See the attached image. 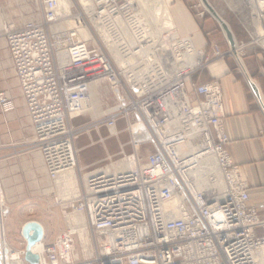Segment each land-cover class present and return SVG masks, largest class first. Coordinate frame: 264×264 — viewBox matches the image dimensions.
I'll use <instances>...</instances> for the list:
<instances>
[{
	"label": "built area",
	"instance_id": "obj_1",
	"mask_svg": "<svg viewBox=\"0 0 264 264\" xmlns=\"http://www.w3.org/2000/svg\"><path fill=\"white\" fill-rule=\"evenodd\" d=\"M198 1L204 6L199 17L209 15L208 0ZM219 1L248 38L247 43H236L238 49L249 45L264 54V0ZM87 8L90 13L81 8L85 18L80 13L73 18L56 48L46 25L58 20V0H41L42 23L31 21L4 31L33 133L29 145L39 154L47 180L55 183L63 172L75 168L78 131L70 122L83 115L93 80L105 82L114 100L105 121L95 128H106L114 137L110 130L123 121L132 148L131 155H119L130 159L133 169L116 174L98 171L81 180L83 192L77 200H55L65 229L52 242H42V261L257 264L252 255L264 249V221L249 205L248 185L226 150L220 85L191 82L208 58L194 50L189 37H180L174 30L150 32L129 0H88ZM68 13L64 18L70 17ZM77 19L92 40L79 39ZM96 27L107 37V45L127 62L125 67L117 64ZM58 46L66 52L64 65L58 62ZM199 54L202 59L197 64ZM234 54L235 50L227 54L217 47L212 50L215 59ZM0 111L4 115L14 111L5 93H0ZM136 124L147 133L146 141H133L131 129ZM189 140H194L195 153L184 154ZM145 146L151 151L141 161L139 153ZM208 156L219 172L220 192L193 186L191 175ZM73 212L84 214L91 234L85 246L87 256L76 232L66 226L65 216ZM9 214L0 201V227ZM16 255L25 264L24 251Z\"/></svg>",
	"mask_w": 264,
	"mask_h": 264
},
{
	"label": "crops",
	"instance_id": "obj_2",
	"mask_svg": "<svg viewBox=\"0 0 264 264\" xmlns=\"http://www.w3.org/2000/svg\"><path fill=\"white\" fill-rule=\"evenodd\" d=\"M8 2L5 7L6 2L0 0V22H11L19 26L33 18L27 5L13 10L11 0ZM182 5L180 2L177 3L171 11L174 26L180 36L189 37L194 49L208 58L207 64L193 74L191 82L196 86L212 81L219 83L224 111L222 124L228 138L226 150L233 164L240 168L242 177L248 185L249 205L255 208L259 218L264 221V54L248 45L239 49L240 63L235 54L224 56L222 59L213 58L214 47H217L222 54L230 51L223 32L220 33L214 20L210 19L213 23L211 29L208 24L205 26L204 21L207 19L196 20ZM232 35L237 44L248 41L245 32L238 24L234 26ZM15 81L5 37L0 34V93H6L14 103L13 112L4 115L0 111V133L8 134V138L9 132L12 134L10 142L2 140L0 144V159L16 154L15 149L18 148L22 149L21 152H26L24 156L27 158L32 157L31 162L42 168L39 154L29 145L33 133ZM100 86L101 83L97 84V90ZM122 123L123 121L117 123V131ZM96 138L99 140L93 141L94 138L90 142L79 140L75 146L78 153L96 156L91 161L79 157L78 167L82 172L93 171L100 163L120 154V146L118 150L116 142L109 136L103 138L98 134ZM15 139H18V142H13ZM96 145H100L97 150L94 149ZM41 170L44 175L43 168ZM13 214L10 210L9 217L2 225L4 242L12 254L24 251L25 242L20 237L22 226L28 222H35L29 219L20 220L16 215L12 218ZM8 222L11 223L6 224ZM6 228L13 234L14 238L11 241L6 239ZM43 232L44 241L45 229Z\"/></svg>",
	"mask_w": 264,
	"mask_h": 264
},
{
	"label": "rangeland",
	"instance_id": "obj_3",
	"mask_svg": "<svg viewBox=\"0 0 264 264\" xmlns=\"http://www.w3.org/2000/svg\"><path fill=\"white\" fill-rule=\"evenodd\" d=\"M4 1L6 2L5 7H7V5L9 4L8 1L10 0H4ZM129 1L132 2L133 7L135 8L134 13L139 16L140 15L139 12L141 11V9L137 3L138 0H129ZM69 2L72 5V9L68 13V16L70 17L64 18V16H59L56 22L46 25V31L48 32L51 40L53 41V46L55 48L59 42L58 39L61 36L62 32L68 29V25L65 26L64 28H62L61 25L62 24L64 25L65 23L72 24L73 18H77V16H79V13L82 15V11H81L82 7L78 3V1L69 0ZM160 2L161 5L166 6V9L170 13V16L172 14L171 11L174 8V6L180 2L181 5L183 4L182 6H184L186 11L193 18H195L198 21L207 19L206 21H204L205 26L208 24L211 29L213 28V23L211 21L213 19L209 15L205 14L204 17L202 18L199 17V14L203 12V9L198 0H161ZM208 2L211 5V7L215 10V12L221 16L219 17L229 26L231 32L234 31V26L238 23L234 19L233 15L228 11V8L219 0H208ZM11 4L13 10L14 9L18 10V8L20 9V7L27 5L31 16L33 17L28 22L33 21L39 24L42 23L41 0H11ZM82 17L83 19L85 18L83 15ZM23 24L18 26L11 22H0V34L4 35L5 29L9 27L16 28L22 26ZM52 25H55V28L57 29L56 31L51 30ZM216 26L221 33L222 31L217 23ZM172 29H174L177 32V34L180 36L174 25ZM180 37H184V36H180ZM196 52L198 51L196 50ZM98 93L102 103L101 112L93 117L88 113L86 115L83 114L80 118L70 122V126L72 127V129L78 131V138L75 141V146L77 142L82 139L87 140V142L88 141L90 142L91 139L93 138H94L93 141H95V139L99 140V138H96V136L99 134L103 138L109 136L113 141H115L117 145V149L119 150V146H120L121 148L120 153L122 152L123 155L125 156L131 155L132 148L129 145V135L128 132H126L125 125L123 123L120 129L117 128L118 129L117 137H111L106 128L103 127L99 129L95 128L94 126L95 124L98 123L101 124L103 121H105L108 109L114 106V100L111 94H109L105 82L101 83V86L98 88ZM7 135L8 134L6 133L3 135L2 133H0V144H2V140H9L12 138V134L10 132H9V138ZM13 142H18V139H15ZM99 146L100 145H96L94 149L97 150ZM21 150L22 149L17 148L15 149L16 154L0 159V197H1L0 201H2L4 205L14 213L12 215V218H15L16 215V217L20 220L29 219L35 222L37 221V223L39 224L41 223L40 225L41 226L43 225L42 227L43 229H45L46 232L45 244H47L49 242H52L56 238V236L65 229V220L62 217L59 207L55 205L56 204L55 200H57V203H59L58 202L59 200L62 203H64L65 201H68L69 198H72L73 195H64L65 193H61V194H55L56 195L55 197L54 194L51 193L48 194L46 191L48 190L49 186L47 184L48 183L47 180L44 179L41 166L31 162L33 161V159H31L32 157L27 158V156H24L26 152L23 153L21 152ZM75 150H76V160H77V169H76L77 184L79 186L80 192H83V185L81 181L82 175L88 174L100 168L107 167L112 162L115 163L118 160H121L122 158V155L109 158L108 160L100 163L95 170L90 172H82L78 167L79 157L91 161L96 156L93 157L94 156L93 154L87 155L84 153H78L76 148ZM150 151L151 148L149 146H145L141 148L140 150L141 161H143L146 158V156L150 153ZM69 217L71 219V221L69 220L70 224H77L79 222H84V218L82 217L83 219H81L78 215L70 214ZM10 223L11 222H8L6 224H10ZM5 235H6V239L9 241L13 240L14 238L12 232H10L8 228H6L5 230ZM89 237L91 239L90 232H88L87 235L88 239ZM86 241L87 240L85 237L84 243H86Z\"/></svg>",
	"mask_w": 264,
	"mask_h": 264
},
{
	"label": "bare ground",
	"instance_id": "obj_4",
	"mask_svg": "<svg viewBox=\"0 0 264 264\" xmlns=\"http://www.w3.org/2000/svg\"><path fill=\"white\" fill-rule=\"evenodd\" d=\"M77 1L80 4V6H82L84 8V11H86L87 13H90V9L87 8L88 0H77ZM160 1L161 0H138V2H137L138 5L140 6V9H141V11H140L141 13L139 12V14H140L139 16L142 19V21L145 23L146 28L150 29L149 30L150 32H152V31L153 32H159L162 30H174V29H172V27L174 25L173 19L170 16V13L168 12V10L166 9V6L161 5ZM207 3H208V1H207ZM202 6H203V3H202ZM209 6L215 12V10L211 7L210 4H209ZM71 8H72V5L69 2V0H58L57 16H65L70 11ZM206 12L209 13V11H207V10H206ZM209 15L212 16L210 13H209ZM216 15H218V14L216 13ZM219 16L220 15H218V17ZM78 23H79V25H78ZM67 25L69 27L71 24L65 23L64 25L62 24L61 27L64 28ZM76 25H77L76 28L79 31L78 32L79 33V39H82L83 41L92 40V38L90 39V34L81 25L79 19H77ZM227 27L229 28L228 25H227ZM96 29L98 30V32H100V35L102 36L103 42L107 45L108 39L105 36V34L101 32L100 28L96 27ZM51 30L52 31L57 30L55 28V25L51 26ZM107 47H108L111 55L114 57L115 61L117 62V64L120 67H125L127 62H125L124 60H121L120 55L117 53L116 50L111 48L109 45H107ZM193 48H194V46H193ZM234 50H235V54L237 57V61H238V63H240V55H241L240 52L241 51H239L238 46L236 45V42H235ZM56 53H57V58H58L59 64L64 65L67 61L66 52L64 50H62V47L58 46L56 49ZM201 59H202V55L201 54L197 55V62L196 63L199 64ZM102 82L103 81H101V80L91 81L90 86H89L90 88H89L88 96H87V98L83 104L84 109H85L83 114L86 115L88 113L93 117V116H96L97 114H99L101 112L102 103H101V98L98 94L97 84L102 83ZM111 110L112 109L109 108L107 113L110 112ZM110 133L112 135H114V137L118 136L117 130L112 129V130H110ZM185 148L186 149H182V150H184L183 151L184 154L195 153L194 140H189L187 147H185ZM76 169H77V160H76L75 168L63 172V174L60 175L59 179L55 183L50 182L46 178V180L48 182L47 184L49 186V188L46 192L48 194L54 192L55 194L65 193L64 195H73L72 198H69L68 200H71V201L77 200V198L80 195V190H79V186L77 184ZM130 169H133V163L130 159L127 160L125 158V159L118 160L115 163L112 162L110 165H108L107 167H104L102 169H97V170L90 172L88 174H84V175H82L81 180L84 182L88 176H92L94 173H96L98 171H104V172L116 174V173L126 172ZM210 177H212V179H214L215 181L210 179ZM191 178L194 181L193 186H195V188L197 190L211 191L213 193H215V191L220 192V190H221V180L219 177V172L217 170L214 159L211 156L202 158L199 161V169H197L196 172L191 175ZM71 214L78 215L81 219L84 218V222H79L77 224H70L69 223V220L71 221V219L69 217L70 214L65 216L66 226L69 227L71 231L76 232L80 242H82L84 254L87 256V253H88L87 249L88 248H86L85 246L88 244V238H87V224L85 221V216L83 213H77V212H73ZM85 237L87 240L86 243H84ZM43 239H44V232H43ZM43 239L41 242L37 243L32 248V252L37 254L38 256H40V261H41L40 264H45L42 261V247L41 246L43 244L42 243ZM0 242H1V247L3 248V244H5V242H4L2 227H0ZM7 251H8V255H7L8 256V264H22L21 260L17 257L16 253L12 254V252L9 250L8 247H7ZM252 256L255 259V261L257 262V264H264V249H259V250L255 251Z\"/></svg>",
	"mask_w": 264,
	"mask_h": 264
},
{
	"label": "water",
	"instance_id": "obj_5",
	"mask_svg": "<svg viewBox=\"0 0 264 264\" xmlns=\"http://www.w3.org/2000/svg\"><path fill=\"white\" fill-rule=\"evenodd\" d=\"M209 13L217 21L221 31L223 32L226 41L229 44L230 50L233 52L235 47V40L233 38L232 32L229 30L227 25L216 15V13L208 7ZM132 139L134 142L146 141L148 135L144 132L143 127L140 124H136L132 127ZM138 130L143 131L141 135L136 134ZM20 237L25 242L24 255L22 261L26 264H38L39 257L37 254L32 252V248L43 239V229L36 222H28L24 224L21 228ZM8 251L6 244L1 247L0 242V264H8Z\"/></svg>",
	"mask_w": 264,
	"mask_h": 264
}]
</instances>
